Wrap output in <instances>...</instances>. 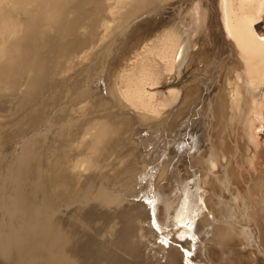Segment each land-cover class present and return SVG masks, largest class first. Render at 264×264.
Returning a JSON list of instances; mask_svg holds the SVG:
<instances>
[{"label": "rangeland", "instance_id": "rangeland-1", "mask_svg": "<svg viewBox=\"0 0 264 264\" xmlns=\"http://www.w3.org/2000/svg\"><path fill=\"white\" fill-rule=\"evenodd\" d=\"M118 1L122 8L120 7L116 19L120 18L121 13L123 15L131 9L135 8V11L139 9L137 0ZM203 1L142 0L141 2L140 0L142 5L149 3L147 6L158 8L157 18H160L161 24L152 33H136L130 42L122 43L120 38V41L117 39L116 46L119 45L121 51L113 68L115 70L112 71L113 74L106 84L110 86L112 92L118 89L117 86L120 84L118 82L122 80L121 76L124 73L128 76L127 83H133L144 77L148 82L144 85L145 89L154 95V102L159 104L156 115L139 111L128 103L122 105L118 102L120 101L118 90L113 91L118 97L113 92L114 95L108 93V89L102 90L101 95L113 96V100L108 101L106 105H97L102 96L95 99V105H89L87 100L78 97V90L74 85L76 79L84 78L81 71L66 82H62L60 90L52 88L46 92V89V94L35 92L34 96H36L32 104L27 99L24 101L21 98L17 99V104L25 106L24 110H21L22 113L18 115L7 111L1 113L0 180H3L4 173L8 172L10 159L15 154L14 150L19 142L29 137L32 141L29 150L33 152L28 150L24 159L22 158L17 167H14L16 168L14 181L5 185L0 181V192L2 191L0 206L6 208L9 203L8 208L12 205L11 209H13L11 226L4 227L3 230L7 234H16L24 249L29 246L36 248V243L38 248L44 241L46 242L47 228L44 224V216L47 215L48 210L55 211L60 206L73 205L84 199L85 193L92 186L95 187L100 183L105 184V187L116 183L123 185L133 177L132 169L136 167L134 154L137 145L121 135L106 144L101 137H96L95 131L98 129L96 124L98 121L117 123L129 116L139 114L142 124L139 126L137 122L135 125L141 130L139 134L134 135V138L155 136L152 141L150 140L151 142L142 144L141 148L153 156L157 154L156 158L160 156L154 164L149 165V169L153 172L152 180L148 182L150 178L148 177L143 182V189L139 185L136 186L140 191L139 196L143 192H149L151 195L158 192L162 199L169 195L175 198L176 192H182L188 186L194 185L192 190L198 194L200 202V215L196 222V235L199 236L198 258H202L206 264H264V85L261 86L260 92L255 94L259 107L255 114L256 119H249L250 112L255 106L253 98L245 88H243V101L234 98L236 78L231 76V70L227 66L230 53L218 52L211 39L214 28L222 19L220 0ZM106 16L104 21H110L108 14ZM260 16L256 27L258 34L264 37V10ZM187 19L192 23L191 35L200 31L199 39L195 37L198 39L195 61L191 63L186 61L179 68L172 70L162 58L164 51L165 54L168 51L163 44V38L157 39V37L163 36L176 25L183 28ZM110 24L113 28L117 21ZM220 43L224 46L231 41L222 34ZM209 60L215 61L212 67L213 73L225 70L227 72L225 75L228 78L230 75V78L224 83L227 92L222 100L213 98L212 102L207 103L208 105L200 106L201 104L193 99L188 87ZM237 69L240 70L238 67ZM177 88L183 96L180 93L173 106L166 101L171 90ZM116 97L119 100H116ZM119 103L127 109H122ZM46 105H51L50 109ZM54 105L55 107H52ZM188 109L191 111L185 113ZM145 113L151 117L145 119L146 117H143ZM114 114L118 116L114 117ZM52 116L56 122L55 130L50 133L49 138L43 140L40 136L41 130L46 121L53 118ZM64 124L71 125L66 130H60ZM156 127L160 130L158 135L155 133ZM196 138L203 140L200 151L192 145L193 139ZM65 151L72 153L70 162L73 164L69 162L70 165L68 163L69 166L64 172L69 184L67 187L55 188L54 180L56 170L58 171L56 160L64 155ZM211 157L216 162L214 167L210 163ZM4 163L8 166L5 167ZM164 163H167L165 164L167 166L170 164L168 173L167 166L163 167ZM7 188H10L9 191L6 190ZM139 196H130L128 199L136 202L145 201L144 197L139 198ZM156 212L160 222H165L167 206L164 201L157 202ZM224 227L227 231L225 234L222 233ZM205 228L211 232H205ZM219 228L222 229L221 232ZM177 239L178 241L170 239V246L178 245L177 248L182 250L183 241L181 238ZM170 246L167 245L166 248L169 250ZM148 250L152 252L150 248ZM157 254L161 256L160 253ZM164 260L165 258L162 257L159 261Z\"/></svg>", "mask_w": 264, "mask_h": 264}, {"label": "bare ground", "instance_id": "bare-ground-1", "mask_svg": "<svg viewBox=\"0 0 264 264\" xmlns=\"http://www.w3.org/2000/svg\"><path fill=\"white\" fill-rule=\"evenodd\" d=\"M136 2L139 5L138 10L135 11L134 7L131 10L129 8L130 11L123 15L121 13L120 18L116 19L122 8L118 0H0V115L3 111L15 115L22 113L21 110H24L25 106L17 104V99L21 98L23 101L27 99L31 103L36 96H34L35 92L46 94L52 88L60 90L62 82H66L80 71L84 78L76 79L74 85L78 90V97L87 100L89 105H95V99L101 96L97 105H106L108 101L113 100V96L101 95L102 90L108 89L110 94L118 90L120 95L118 102L122 105L128 103L139 111L156 115L159 104L154 102V95L145 89L144 85L148 82L144 77L133 83H127L128 76L122 73V80L118 82L119 85L117 84L118 89H115L116 91L112 89L116 85L111 88L113 93L106 84L119 59L121 48L119 45L116 46L119 38L122 43L130 42L136 33H152L162 22L157 18L158 8L147 6L149 3L144 4V1L143 5L140 4V0ZM219 4L222 19L221 23L214 26L211 39L218 52L230 53L227 66L231 70V76L236 78V90H233L235 95L233 96L243 101V88L246 89L255 103L249 119L255 120V114L259 109L255 94L260 92L261 86L264 85V37L258 34L256 27L257 21L261 18L260 13L264 10V0H220ZM107 9L108 13H106ZM106 14L111 22L117 21L113 28L109 20L104 21ZM191 25V20L187 19L184 29L176 25L163 36L157 37V39L163 38V44L168 51L166 54L164 51L162 58L172 70L179 68L186 61L188 63L195 61L200 31L191 35L193 30ZM222 34L231 43L222 46L220 43ZM215 61H207L188 87L193 99L201 104L200 106L208 105L207 103L212 102L213 98L222 100L226 95L224 83L229 81L230 75L228 78L225 70L213 73L212 67ZM180 93L178 88L172 89L166 102L173 105ZM115 95L118 97L117 93ZM86 105L85 108L83 107L84 111ZM46 107L50 109L51 105ZM122 109L127 108L122 107ZM146 113L143 117L150 118L151 116ZM115 116L118 115L114 114ZM55 119L58 120L56 117ZM136 123L142 124L139 114L129 116L117 123L96 122L98 124L96 137H101L104 143L109 144L115 137L121 135L137 145L134 154L136 167L132 169L133 177L123 185L116 183L105 187V184L100 183L95 187L92 186L85 193L84 199L73 205L60 206L55 211L48 210L47 215H43L47 240L42 246L37 248L38 243H36V248H30L28 245L29 247L25 246L28 248L24 249L16 234L4 232V227L11 226L13 209H11L12 205L8 208L9 203L6 208L0 206V264H206L197 254L199 236L196 235V222L200 215V202L198 194L192 190L194 185L188 186L182 192H176L175 198L169 195L162 199L158 192L152 195L143 192L139 196L140 191L136 186L139 185L143 189V182L148 177H150L148 182L152 180L153 172L149 169V165L154 164L160 156L156 158L157 154L153 156L142 150V144L152 141L155 136L134 138V135L139 134L141 130L135 125ZM54 125H56L54 117L46 121L40 133L43 140L50 137V133L55 130ZM70 125L64 124L60 130H66ZM91 129L93 130L92 127ZM156 129L155 133L158 135L160 130L158 127ZM197 138L193 139L192 145L200 151L203 140ZM19 143L16 149L14 148L15 154L11 156L8 172L4 173L3 180H0L4 185L14 181L16 176L14 167H17L19 161L27 154L32 141L29 137ZM95 145L97 147V144ZM12 152L11 154L14 153ZM71 154L65 151V154L56 160L58 171L56 170L55 180L53 179L55 188L67 187L69 184L64 172L72 163ZM29 159L25 160L29 161ZM210 163L213 167L216 166L213 157ZM165 164L167 163H164L163 167L167 166ZM4 165L8 166L5 163ZM169 166L170 164L166 167L167 173ZM17 180L19 182V179ZM8 189L10 188L6 190ZM130 196L144 197L145 201L129 200ZM149 201L152 203L149 204ZM159 201H164L167 206L165 222H160L156 214ZM218 230L222 231L220 228ZM204 231L209 230L205 228ZM225 232L227 231L224 227L222 233ZM181 237H183V250L177 248L179 246H170V239L178 241L177 238ZM167 245L171 249L168 250ZM149 248L153 254L149 252ZM187 252H191L192 255L188 256ZM162 257L165 260L159 261Z\"/></svg>", "mask_w": 264, "mask_h": 264}, {"label": "snow or ice", "instance_id": "snow-or-ice-1", "mask_svg": "<svg viewBox=\"0 0 264 264\" xmlns=\"http://www.w3.org/2000/svg\"><path fill=\"white\" fill-rule=\"evenodd\" d=\"M148 203L151 204L152 201H149ZM189 226H191V225H189ZM181 239H183V237H181ZM163 243H167V241H163ZM187 255H188V256H191L192 253H191V252H187Z\"/></svg>", "mask_w": 264, "mask_h": 264}, {"label": "water", "instance_id": "water-1", "mask_svg": "<svg viewBox=\"0 0 264 264\" xmlns=\"http://www.w3.org/2000/svg\"><path fill=\"white\" fill-rule=\"evenodd\" d=\"M178 246V245H177ZM183 250V249H182Z\"/></svg>", "mask_w": 264, "mask_h": 264}]
</instances>
